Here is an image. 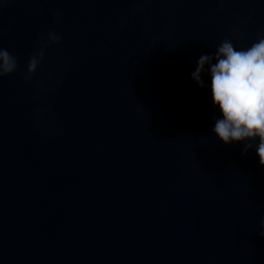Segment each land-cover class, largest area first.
Returning <instances> with one entry per match:
<instances>
[{"label": "water", "instance_id": "obj_1", "mask_svg": "<svg viewBox=\"0 0 264 264\" xmlns=\"http://www.w3.org/2000/svg\"><path fill=\"white\" fill-rule=\"evenodd\" d=\"M50 31L63 44L26 82ZM261 33L264 0H7L0 264H264V167L216 136L191 78Z\"/></svg>", "mask_w": 264, "mask_h": 264}, {"label": "clouds", "instance_id": "obj_2", "mask_svg": "<svg viewBox=\"0 0 264 264\" xmlns=\"http://www.w3.org/2000/svg\"><path fill=\"white\" fill-rule=\"evenodd\" d=\"M7 0H0L3 8ZM62 21L56 14V23ZM11 30V28H9ZM63 44V36L50 31L40 37L39 51L33 53L22 73L31 82L53 46ZM20 71L19 61L7 49L0 48V79ZM191 78L201 89H209L219 112L213 132L227 146L243 144V155L255 150L264 167V33L248 47H237L232 38H225L213 54H202ZM44 91L43 89L41 90ZM264 229V220L261 221ZM264 239V230L259 232Z\"/></svg>", "mask_w": 264, "mask_h": 264}]
</instances>
